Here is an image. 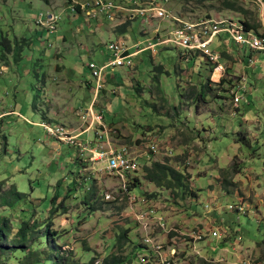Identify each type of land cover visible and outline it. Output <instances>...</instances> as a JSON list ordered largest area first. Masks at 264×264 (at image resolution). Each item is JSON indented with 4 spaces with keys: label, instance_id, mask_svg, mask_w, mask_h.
I'll return each instance as SVG.
<instances>
[{
    "label": "rangeland",
    "instance_id": "1",
    "mask_svg": "<svg viewBox=\"0 0 264 264\" xmlns=\"http://www.w3.org/2000/svg\"><path fill=\"white\" fill-rule=\"evenodd\" d=\"M69 3L51 0L49 7L41 0H0V217L8 230L0 243V264H52L58 259L64 264H104L115 255L122 258L119 264H198L200 260L264 264V248H258L264 243V53L254 52L261 58L256 69L250 66L253 51L225 36L215 41L213 48L223 51L225 78L220 85L209 82L210 65L202 56L204 78L197 67L195 80L200 93L211 98L221 93L223 100L206 104L198 101L196 86L175 71L181 68V61L171 47L165 55H170V60L161 58L172 68L170 75L147 52L133 59V68L121 67L114 73L107 70L106 79L113 80L101 96H94L86 88L92 80L86 66L90 62L107 64L109 42L123 40L136 51L137 44L146 46L145 34L151 38L158 26L171 30L177 24L153 21L146 27L137 20L120 37L108 23L100 30H96V23L88 27L84 17L71 13ZM228 3L245 12L229 10ZM165 7L181 20L233 18L264 32L263 9L256 0H170ZM50 11L61 16L55 33L36 23L41 14ZM17 44L23 45L18 52ZM8 45L13 50L7 51ZM220 46L228 47L229 54ZM240 55L247 58L246 63L237 57ZM244 77H248L246 82ZM243 83L247 90L237 107L230 91ZM93 99L95 107L103 111L107 134L116 146L125 145L149 155L150 142L145 137L155 130L157 137L171 141L177 151L175 157L158 155L154 160L151 155L148 159L143 155L134 183L125 190L106 174L87 180L93 177L92 171L84 173L76 150L50 138L41 122L46 116L47 124H63L72 130V120L78 118L80 125L87 126V111L79 107L81 102ZM200 106L204 110L198 116ZM11 111L23 118L12 116ZM187 125L196 130L199 144L188 145L187 134L182 133ZM54 142L58 143L55 147ZM154 162L169 163L187 174L185 191L175 194L145 180L144 167ZM235 163L242 167L240 175H224L219 169L230 166L225 170H231ZM218 173L220 179H216ZM3 184L6 186L1 187ZM12 187L25 197L19 200L7 195ZM56 197L59 201L53 205ZM133 197L139 198L138 203L132 202ZM8 201L9 212L4 207ZM145 202L158 210L161 204L171 220L169 228L194 233L220 230L222 239L188 245L182 235L175 240L178 234L173 233L169 238L160 225L138 220ZM238 206L245 208L244 215L231 210ZM198 219L203 223L190 224ZM24 223L40 228L26 243L19 244L17 234ZM48 228L53 236L38 241ZM124 232L131 242L121 252L118 245ZM42 242L39 254L28 256L30 261L15 255L31 246L36 249ZM49 257L51 261H47Z\"/></svg>",
    "mask_w": 264,
    "mask_h": 264
},
{
    "label": "built area",
    "instance_id": "2",
    "mask_svg": "<svg viewBox=\"0 0 264 264\" xmlns=\"http://www.w3.org/2000/svg\"><path fill=\"white\" fill-rule=\"evenodd\" d=\"M170 0H130L122 2L118 0H70L69 8L71 13L75 16L79 15L84 17L86 22L91 26L92 23L96 25H106L108 23L114 29L124 25L125 23H132L133 21L141 20L142 25L149 27L153 21H165L169 20L173 24H177L171 30L162 29L160 26L153 30V37L146 39V46L140 47L141 44L135 46L136 51H132V47H129L123 40L111 41L107 44L109 53V60L106 65L98 66L95 62H90L87 69L90 71L92 78L93 89L96 96L106 88V71L111 69L114 73L118 68L129 67L133 68V59L144 52L156 53L158 48L167 49L169 47L178 51H182V55L185 57L192 56L194 53H200L208 61V64L215 68L214 74L220 73L222 76L226 72L222 63L223 56L221 53L213 49L215 41L225 36L229 38L236 45L250 49L253 52L264 53V32L258 33L256 31H250L246 25L241 21L235 19H201L196 21H185L173 16L165 7ZM257 4L264 8V2L262 0H256ZM263 12V11H262ZM263 17V15H262ZM61 16L59 14L52 13L51 11L47 15L41 14L39 20L36 21L37 25H40L43 29L50 33H55ZM142 31L145 29H141ZM146 33V32H144ZM147 37V34H145ZM145 42V41H144ZM254 59L251 60V64H254ZM233 100L236 106L243 101L242 95L243 88L236 86L232 89ZM95 102L91 108L95 107ZM92 109L88 111V130L92 128L94 123L98 124L103 132H107V126L103 123L101 115L92 116ZM42 126L46 130L48 136L55 141L67 144L74 148L78 154V157L82 160L84 165L91 168L93 177L87 178V180H95L98 175L106 174L117 179L125 190L130 183H134L133 177L140 171V162L143 157V152L135 151L128 146H116L110 140L107 142V146L98 145L93 148L91 142L82 140L81 134L71 133L66 125L59 124L56 126L43 123ZM145 139H149L151 157L160 154L162 147L159 145L160 137H157L154 132H150L146 135ZM152 145V146H151ZM173 148V147H172ZM169 148L166 156H173L174 150ZM163 150V149H162ZM155 158V157H154ZM107 195V199H109ZM138 197H133L132 202L138 203ZM231 210L238 211L241 215L246 213L243 207H231ZM161 213L151 202L146 203L142 208L141 213L138 215L140 222L156 223L160 225L167 234L172 235L176 233L174 239L182 235L184 241L189 245L195 243H205L208 240L220 241L222 239V233L217 231H201L194 233L192 231H179L178 229L169 228V223L165 215ZM149 224V225H150ZM169 228V229H168ZM170 230V232L168 231ZM192 232V233H191ZM167 236V237H168ZM176 240V239H175ZM174 240V242H175ZM147 244L151 243V240H146ZM208 243V242H207ZM206 243V244H207ZM159 251L163 250L162 246H158ZM174 255L178 254V250L174 248Z\"/></svg>",
    "mask_w": 264,
    "mask_h": 264
},
{
    "label": "crops",
    "instance_id": "3",
    "mask_svg": "<svg viewBox=\"0 0 264 264\" xmlns=\"http://www.w3.org/2000/svg\"><path fill=\"white\" fill-rule=\"evenodd\" d=\"M118 1H122V2H127V1H130V0H118ZM50 7V6H49ZM262 15H263V19H264V8H263V13H262ZM85 23H87V22H85ZM95 23V22H94ZM88 24V23H87ZM89 25V24H88ZM93 26V23H92V25L90 26H88V27H90V28H93L92 27ZM105 25H96V30L98 29V30H100V29H102L103 27H104ZM112 27V26H111ZM114 28L112 27V30H113ZM126 35V34H125ZM124 36V35H123ZM120 37H122V36H120ZM223 36H221V37H219L218 39L219 40H222V39H220V38H222ZM147 38H149L148 36L147 37H145L144 38V41H146V39ZM217 39V40H218ZM140 44V43H139ZM220 44H223V43H220ZM215 45V44H214ZM213 45V46H214ZM226 46V45H225ZM225 46H220L221 47V49H223L222 47H225ZM168 49V48H167ZM214 49V48H213ZM214 50H216V49H214ZM224 50V52L227 54H229V51H230V49H228V47L225 49H223ZM229 50V51H228ZM166 51H168V50H166V49H161V48H158V51L156 52V53H153V52H151V51H149L152 55H153V58H156V61H158L157 63H158V65L159 66H161L160 67V69H164V72L165 73H167V75H170V71H171V69L172 68H169L167 65H165L163 62H161L162 60H161V58L163 59V61L164 62H166L167 60H170V55L169 56H165V55H167V54H169V52H166ZM217 52H219L218 50H216ZM177 52V57H178V59L181 61V68L178 66V68H175V71L179 74H181V76L182 77H184L185 78V80L187 81V82H190V83H192V86H196V89H197V91H198V96H199V102L200 103H210V102H214L216 99H219V100H223L224 99V97L225 96H222V94L221 93H219V94H217V95H214V96H212L213 98H211L210 96H205V95H203L204 93H200L199 92V90H198V81L197 80H195V72H194V70H195V68H197L198 67V70L200 71V76L202 77V78H204V71H203V69L205 68L204 66H205V64H204V66H203V63H202V61H204L203 60V58H202V55L200 54V53H194L192 56H189V58L188 57H185V56H183L182 55V51H176ZM144 53H147V52H144ZM144 53H142V54H144ZM222 53V55H223V51L221 52ZM142 54H140V55H142ZM231 54H233V55H235L234 54V52L231 50ZM140 55H138V56H140ZM137 56V57H138ZM236 56V55H235ZM136 57V58H137ZM237 57H239L240 59H241V61L243 62H247V58L245 57V59H242V56L240 55V56H237ZM252 59H254V64H251L250 66H252V67H255L256 69L258 68L257 67V65H259L260 63H261V58L258 56V55H256L254 52H252V56H251V59H250V61L252 60ZM223 60H224V58H223ZM200 63L199 64V66H198V64L197 63ZM241 62V63H242ZM157 63L155 64V65H157ZM251 63V62H250ZM183 64H186V66H184ZM192 64H194V67H191V65ZM157 65V66H158ZM183 65V66H182ZM223 65L225 66V64L223 63ZM249 66V67H250ZM207 67V66H206ZM240 67V66H239ZM209 68L211 69L210 71H211V75H210V79H209V82H213V83H218V85H220V83H221V81L225 78V75H226V73H227V71L224 73V75L222 76L220 73H216V74H214V72H213V68L211 67V66H209ZM240 69V68H239ZM242 69V68H241ZM242 71V70H241ZM229 75L231 76V73H229ZM246 75V74H245ZM237 76H239V75H237ZM237 76H234V77H237ZM231 77H233V76H231ZM114 78V77H113ZM245 79V82L248 80V77H244ZM113 79H110L109 80V77H107V79H106V82H107V84H106V88H107V85H108V83L109 82H111ZM115 82H116V80H114V82H112L111 84H115ZM196 82V83H195ZM89 88V90H90V92L91 93H93L94 94V96L96 95V93H95V91H94V89H93V83H92V80H90V82H87L86 83V88ZM241 87L243 88V92H242V95H243V93L247 90V85L246 84H241ZM106 88L102 91V93H104L105 91H106ZM232 91V90H231ZM230 91V94H232V92ZM102 93H100L99 94V96H101V94ZM227 93H229V90H228V92ZM206 97V98H205ZM94 101H95V99H93V100H90L89 101V103H88V100H87V102L85 103V102H81L80 104H81V106L79 107V108H83V106L85 107V112H86V114L88 113V111L89 110H91L92 109V116H93V119H94V115H101L102 116V118H103V123L105 124V126H108V124H107V122H106V120H105V116H104V114H103V111H101V110H99V108H98V105L96 106V107H93V108H91L92 107V105L94 104ZM185 101H186V99H185ZM191 101H193V100H191ZM183 103V102H182ZM181 103V104H182ZM193 110H194V108H192ZM202 110H204V108H202V106H200L198 109H197V115L198 116H200L201 115V113H202ZM191 113H193V112H191ZM11 114H12V116H20V117H22L23 118V116H22V114H20V113H18L17 111H11ZM19 114V115H18ZM73 117H75V116H73ZM25 118V117H24ZM46 119H48V117H46V116H43V122H41L42 124L43 123H48V120H46ZM30 122V121H29ZM71 122V121H70ZM69 122V123H70ZM72 122H73V127H75L74 129H70L69 128V130H70V132L71 133H75V134H81V139L82 140H86V141H89V142H91V146L93 147V148H96V147H98V145H102V146H107L106 144H107V142H109L110 140L113 142V144L114 145H116L115 144V141L114 140H112L111 138H109L110 137V135H108L107 134V132H103L99 127H98V124H96V122L94 123V125L92 126V128H90L89 130H88V127L87 126H85V125H80L81 123H80V120L78 119V118H76V120H72ZM40 123V124H41ZM123 123V122H122ZM122 123H119V124H122ZM41 124V125H42ZM119 124H115L114 126H118ZM83 126V128L82 129H77V127H82ZM85 127V128H84ZM111 127V126H110ZM113 127V126H112ZM173 127H174V125H173ZM162 128V127H161ZM185 130H186V128H185ZM184 129L182 130V133H186L187 135H186V137L188 138V141H189V144L188 145H192L193 143H198V139L196 138V134H195V132H196V130H194V129H192L191 127H189L188 125H187V130L185 131ZM155 131V130H154ZM153 130H151V131H148V134L150 133V132H154ZM159 131V129L157 130V132ZM90 134L92 135V137H90ZM170 140H167L166 138H164L163 139V137L161 136V138L159 139V145L162 147V149L160 150V154H165V153H167V151L169 150V148H172V146H171V144H170ZM165 143H167L168 145H165ZM55 144H58V143H56V142H54L52 145H53V147H55L56 145ZM199 144V143H198ZM173 150H174V148H172ZM177 154V151H175L174 150V155H176ZM173 155V156H174ZM144 156L148 159L149 158V155L148 154H144ZM158 156V155H157ZM166 156V155H165ZM155 157V156H154ZM175 157V156H174ZM173 157V158H174ZM145 158V160H147ZM156 158L157 157H155L154 158V160H156ZM234 159L235 158H232L231 159V164H230V166H232V162L234 161ZM80 163V162H79ZM82 163V162H81ZM82 166H83V170H84V173L85 174H87L88 172H91L90 170H91V168L90 167H88V168H85V167H87V165H84L83 163H82ZM229 166V167H230ZM228 167V168H229ZM228 168H219L220 170H224V169H228ZM219 170V171H220ZM216 179H220V175H219V173H218V175H217V177H216ZM194 185V184H193ZM195 186V188H196V185H194ZM197 189H199V188H197ZM211 193V192H210ZM211 195V194H210ZM161 205V204H160ZM158 206L159 207V212L161 213L160 215H165V217L167 218V222L169 223V226H170V224H171V220H169L168 219V216H167V211L166 210H164L163 208H161V206ZM169 220V221H168ZM192 222L190 223V224H196V223H203V220L202 219H198V220H191ZM213 242H215V241H213ZM210 244V243H209ZM214 243H212L211 245H213ZM198 245H200V244H198ZM192 248V247H191ZM220 249L222 250V251H228V250H226V249H224L223 247H220ZM216 253H218V252H216ZM215 253V254H216Z\"/></svg>",
    "mask_w": 264,
    "mask_h": 264
},
{
    "label": "trees",
    "instance_id": "4",
    "mask_svg": "<svg viewBox=\"0 0 264 264\" xmlns=\"http://www.w3.org/2000/svg\"><path fill=\"white\" fill-rule=\"evenodd\" d=\"M41 1L44 2L45 4H47L48 6H50V4H51V0H41ZM227 8L229 10H233L236 12H245L242 9H240L239 7H237L234 3H228ZM245 25H246L248 30L256 31V32L260 33V31L257 30L258 26L251 25L250 23H245ZM129 26H130L129 22L125 23L123 26H120L117 29H115V31L120 36H123V35L127 34ZM22 46H23L22 44H19V45L17 44L16 52L22 50ZM7 48H8L7 51L13 50L9 47V45L7 46ZM16 57H17V53H16ZM211 67L213 68V72H214L215 68L213 66H211ZM243 140H245V139H243ZM241 170H242V167H238V164L235 163L231 170L226 171L224 169L223 174L226 175L229 172H234L233 173L234 175H238V174L240 175ZM144 179L150 183L155 184L158 188L172 190L173 193H175V194H180L181 192L185 191V189L187 188V184L189 182V177L187 174H185L182 171H179L178 169H176L175 167H173L169 163H164V162H154L150 167L149 166L144 167ZM4 186H6V185L5 184L1 185V187H4ZM7 195H10L12 198H16L19 200H22L25 197L24 195L19 194L15 187H12L11 190L7 193ZM58 201H59V198L56 197L53 200L52 204L56 205L58 203ZM10 202L11 201L6 202L5 206H4L8 212H9V210H11L10 206H9ZM52 211L53 210L51 209V212ZM38 228H40V227L36 226V227L32 228L28 223L22 224V226L20 227L19 232L17 234V240H19V242H17V243H19V244L26 243L28 241L30 235L32 233H34V230L38 229ZM7 232H8V230H7L6 221L2 217H0V243L4 237V234H7ZM52 236L53 235L48 228L46 230V234H44V236L38 237V241L48 240V238L49 237L51 238ZM128 242H131V241H130V239L127 238V233L124 232V234L120 237L118 249L122 252ZM43 243L44 242L38 244L36 249L33 246H31L27 250H23V251L20 250L15 255L21 256L22 258L27 257V260L30 261L28 259V256H31V258H33V256H37L39 254L38 248L41 247L43 245ZM0 247H1V244H0ZM258 248H260V249L264 248V243L258 244ZM51 260H52V258L49 257L47 261H51ZM121 262H122V258L115 255V256H110L109 258H107L104 261V264H119ZM52 264H64V263L60 262V260L58 259V261H55ZM198 264H214V263L206 261V260H202V261L200 260V262Z\"/></svg>",
    "mask_w": 264,
    "mask_h": 264
},
{
    "label": "clouds",
    "instance_id": "5",
    "mask_svg": "<svg viewBox=\"0 0 264 264\" xmlns=\"http://www.w3.org/2000/svg\"><path fill=\"white\" fill-rule=\"evenodd\" d=\"M123 26V25H122ZM118 28V27H117ZM116 29V28H115ZM211 66V65H210ZM87 67V66H86Z\"/></svg>",
    "mask_w": 264,
    "mask_h": 264
}]
</instances>
